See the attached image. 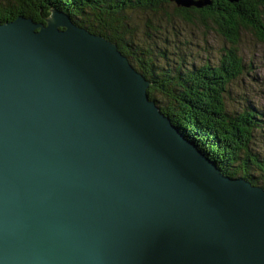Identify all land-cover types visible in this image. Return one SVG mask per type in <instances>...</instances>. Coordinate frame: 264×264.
I'll return each instance as SVG.
<instances>
[{"label":"water","instance_id":"water-1","mask_svg":"<svg viewBox=\"0 0 264 264\" xmlns=\"http://www.w3.org/2000/svg\"><path fill=\"white\" fill-rule=\"evenodd\" d=\"M44 23L0 22V264H264V188L186 138L116 43Z\"/></svg>","mask_w":264,"mask_h":264},{"label":"trees","instance_id":"trees-1","mask_svg":"<svg viewBox=\"0 0 264 264\" xmlns=\"http://www.w3.org/2000/svg\"><path fill=\"white\" fill-rule=\"evenodd\" d=\"M171 3L170 0H0V21L22 15L44 23L51 9L56 8L68 14L75 24L115 42L150 80V98L186 138L213 160L223 174L244 178L264 188V160L251 149L253 133L264 129L261 114L252 109L230 113L224 101L228 86L245 69L236 46L241 30L248 29L264 41V0L237 3L212 0L203 7ZM134 11H146L156 27L159 25L155 16L160 13L167 24L175 20L205 26L223 37L229 46L217 64H161L138 44L140 39L134 27H130L129 15ZM161 50L165 56L166 49ZM256 171L260 174L255 175Z\"/></svg>","mask_w":264,"mask_h":264},{"label":"rangeland","instance_id":"rangeland-1","mask_svg":"<svg viewBox=\"0 0 264 264\" xmlns=\"http://www.w3.org/2000/svg\"><path fill=\"white\" fill-rule=\"evenodd\" d=\"M149 15L146 11L132 12L129 15L130 27H134L140 39L138 44L150 51L153 60L161 64H217L223 50L229 46L223 37L205 26L175 20L167 24L163 22V13H160L154 15L155 19L158 18L159 27H156L155 21L148 19ZM236 46L245 69L227 88L224 97L226 109L230 113L252 109L259 112L264 121V41L259 40L250 30L242 29ZM161 47L166 49L165 56ZM251 149L264 160V129L259 128L253 133ZM254 174L259 175L260 172Z\"/></svg>","mask_w":264,"mask_h":264},{"label":"bare ground","instance_id":"bare-ground-1","mask_svg":"<svg viewBox=\"0 0 264 264\" xmlns=\"http://www.w3.org/2000/svg\"><path fill=\"white\" fill-rule=\"evenodd\" d=\"M56 9V8H55ZM57 10V9H56ZM50 14H51V11H50ZM15 19V18H14ZM14 19H12V20H14ZM10 21V20H9ZM1 23H5V22H2V21H0ZM8 22V21H7ZM45 24V23H44ZM77 25V24H76ZM78 26H80V25H78ZM82 27V26H81ZM107 39V38H106ZM108 40V39H107ZM110 41V40H109ZM111 43L113 42V41H110ZM115 43V42H114ZM117 45V44H116ZM117 48H118V46H117ZM129 59V58H128ZM132 65H133V67L136 69V70H138L139 71V69L137 68V66L134 64V63H132V62H130ZM236 71V70H235ZM140 73H142L141 71H139ZM143 75V74H142ZM190 140V139H189ZM191 141V140H190ZM193 142V141H192ZM194 143V142H193ZM225 175V174H224ZM231 178H234V177H231Z\"/></svg>","mask_w":264,"mask_h":264}]
</instances>
